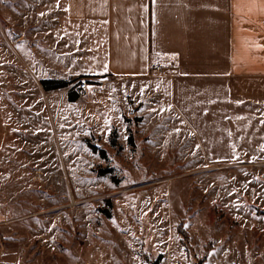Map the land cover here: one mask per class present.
<instances>
[{"label": "rangeland", "instance_id": "1", "mask_svg": "<svg viewBox=\"0 0 264 264\" xmlns=\"http://www.w3.org/2000/svg\"><path fill=\"white\" fill-rule=\"evenodd\" d=\"M126 88L86 97L97 123L50 129L34 158L20 140L6 188L24 218L0 228L1 254L13 264H264V97L233 98L229 112L220 94L211 111L178 96V115H142ZM37 167L54 175L38 179L48 194Z\"/></svg>", "mask_w": 264, "mask_h": 264}, {"label": "crops", "instance_id": "2", "mask_svg": "<svg viewBox=\"0 0 264 264\" xmlns=\"http://www.w3.org/2000/svg\"><path fill=\"white\" fill-rule=\"evenodd\" d=\"M43 81L70 85L48 92ZM80 81L88 93L73 90ZM114 82L127 84L134 114L142 115L169 107L178 115V96L197 98L188 106L195 110L220 94L229 112L233 98H263L264 0H0L1 229L24 218L7 204L17 189L6 188V164L20 140L31 142L22 150L32 157L50 129L96 124L82 104ZM36 172L37 181L41 173L54 179L52 171ZM37 183L49 193L48 181ZM0 264L13 261L0 251Z\"/></svg>", "mask_w": 264, "mask_h": 264}, {"label": "trees", "instance_id": "3", "mask_svg": "<svg viewBox=\"0 0 264 264\" xmlns=\"http://www.w3.org/2000/svg\"><path fill=\"white\" fill-rule=\"evenodd\" d=\"M69 85H70V83H67V82H59V81H43L42 82L43 88L45 89V91H48V92H50V91H58V90H61V89H65V88H68ZM69 99L72 102L73 101H76V99H77L76 94H74V93L71 92L70 93V96H69ZM128 133H129L128 142H129V144L132 147H134L135 144H134V139H133V135H132V130L130 129V127H128ZM112 145L113 146H117L115 140L112 141ZM94 149H96V148H94ZM102 155H103V158H104L105 157L104 156L105 155V152H102ZM110 173H112L111 170L104 172L102 175H106V174H110ZM182 235H183L184 238H183V242H181V243L184 246V248L186 249L187 254L191 256V254L189 252V248H188L189 246H188V243H187V239L188 238H187L186 235H184V234H182ZM207 259H208L207 256L203 257L202 259H197L196 257H193V260L195 261V264H205L206 261H207Z\"/></svg>", "mask_w": 264, "mask_h": 264}, {"label": "built area", "instance_id": "4", "mask_svg": "<svg viewBox=\"0 0 264 264\" xmlns=\"http://www.w3.org/2000/svg\"><path fill=\"white\" fill-rule=\"evenodd\" d=\"M77 85L80 92L88 93L90 91V87L87 81H80Z\"/></svg>", "mask_w": 264, "mask_h": 264}]
</instances>
